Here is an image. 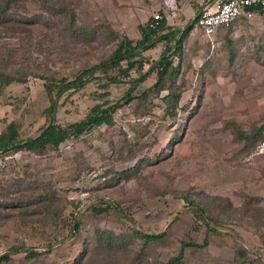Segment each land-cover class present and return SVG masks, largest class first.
I'll return each instance as SVG.
<instances>
[{
	"label": "rangeland",
	"instance_id": "rangeland-1",
	"mask_svg": "<svg viewBox=\"0 0 264 264\" xmlns=\"http://www.w3.org/2000/svg\"><path fill=\"white\" fill-rule=\"evenodd\" d=\"M5 1L10 0H0V7ZM11 1L5 18H0V71L15 67L68 81L109 58L118 36L138 40V26L149 19L147 10L154 16L164 10L170 16L186 3ZM72 11L75 26L69 21ZM249 25L233 35L247 37L251 44L248 50L246 41L240 43L233 62L223 34L209 47L199 29L190 32L189 41L199 49L187 57L177 76L175 91L181 97L175 116L166 112L162 97L167 92L151 91L156 77L150 76L138 90V95L148 91L147 97L117 110L112 125L41 155L19 150L0 156V203L20 195L13 187L17 180L28 193L36 190L35 184L52 185L57 196L49 211L40 206L0 207V258L12 253L0 264H166L182 242L203 244L205 238V248L185 251L184 264H264V155L243 158L251 152L241 150L236 133L264 124V60L250 56L252 44L264 43V23ZM161 50L141 59H159ZM141 73L131 71L132 79ZM101 76L97 73L84 88H72L58 99L55 124L78 122L96 104H113L129 89L126 82L104 89ZM43 83L30 76L26 85L16 84L0 97V131L24 113L23 139L36 137L51 122L43 113L49 105ZM105 91L109 95L99 97ZM14 96L25 99L21 108L11 104ZM185 194L204 209L201 220L184 201ZM106 207L111 210L97 212ZM75 221L79 228L73 232ZM100 231L113 232L121 241L109 245ZM138 232L166 236L147 243ZM50 241L54 247L49 250ZM16 247H22L21 252H12ZM30 251L42 254L32 258Z\"/></svg>",
	"mask_w": 264,
	"mask_h": 264
},
{
	"label": "trees",
	"instance_id": "trees-1",
	"mask_svg": "<svg viewBox=\"0 0 264 264\" xmlns=\"http://www.w3.org/2000/svg\"><path fill=\"white\" fill-rule=\"evenodd\" d=\"M3 1V0H2ZM194 2L195 0H189ZM211 0H204L205 5H207ZM5 6L0 7V15L5 18L9 6L13 1H5ZM204 7V6H203ZM201 7V9L203 8ZM64 9V7H63ZM65 10V9H64ZM62 12H65V11ZM259 12H262L261 8H257ZM199 19V18H198ZM198 19L194 20L191 25H189L185 30L184 28L171 27L168 25L167 20L162 18L160 20H155L154 15L151 16L145 25H139V34L140 37L138 40L134 41L127 35L118 36L116 40L115 49L113 50L111 56L107 59L101 60L99 63L88 67L81 71L75 78L74 81H68L67 79L57 80L53 77L39 75L34 72H22L17 70V68H12V70H2L0 71V97L6 95V91L13 87L16 84L26 85L28 83V78L33 76L42 80L43 87L45 89L46 95L49 99V105L44 110V115L48 119L54 120V114L56 111V105L58 99L65 94L70 89L81 90L85 85L96 79V74H102L101 77L104 83L101 85L102 88L106 89L112 83H121L126 82L129 85V89L126 91L125 95L119 99L117 102L110 104V101L106 100L105 102L98 103L93 106L87 116L74 123H70L66 126L55 124L48 128L50 123L45 125L39 135L33 138L23 139V133L25 128V113L24 116H20L19 119H14L10 122L5 123L0 131V156L7 154L12 151L26 150L30 153L37 155L43 154L48 148L58 149L62 144L71 140L79 139L82 136L91 133L93 130L104 126L112 125L114 122V114L117 110L123 108L124 106L132 103L137 98H146L148 91H144L142 95H138L139 86L144 83L150 76L156 77V82L151 86V91H156L158 95L162 92H167V95L163 98V101L168 106L166 112L169 115L175 116L177 112V104L179 103L181 94L175 91L176 87H179L177 84V76L180 69L186 63L187 57L191 53L199 49L197 43H191L188 46L187 40L189 38L190 31H193L197 28ZM8 21V20H7ZM71 25L75 26V14L72 11L71 18L69 19ZM245 19H239L235 23L220 28L216 34L211 38L213 42L215 37L218 35L223 38L230 46L231 55L230 61L233 62L237 56V47L239 44L246 41L247 49L249 46L247 44V37L240 36V38H235L233 35L236 32L237 27L241 22H245ZM221 31V32H219ZM111 31L110 35H112ZM204 35V32L201 31ZM223 34V35H222ZM242 38V39H241ZM92 40H96V36L92 37ZM250 41H253V37L250 38ZM264 42V41H263ZM112 43H115V40H112ZM164 43L165 48L160 54L159 59L155 61L141 59V57L149 50L154 49L158 44ZM210 47V41L207 43ZM262 44V43H261ZM249 50V49H248ZM252 57L257 60H264V43L262 45L252 44L250 50ZM16 63H9L8 67L15 66ZM3 65V62H0V66ZM148 65V70L144 71L145 66ZM232 65V64H231ZM141 71V75L138 79H132L131 71ZM126 80V81H125ZM109 95L108 91H105L103 95L99 97H107ZM5 98V97H4ZM16 96L13 97L15 99ZM26 102L25 99H15L11 104L14 108H21L23 103ZM26 108V105H24ZM27 114V111H26ZM53 116V117H52ZM47 129V130H46ZM46 130V131H45ZM45 131V132H44ZM177 135L179 136L180 133ZM237 138L241 142L243 152H253L256 146L264 141V124L261 126H255L251 131H240L236 130ZM130 172V171H129ZM21 180H17L13 187H15V194H20L18 197L7 198V203L0 205L2 208H17V209H28L29 207L40 206L46 208L48 211L54 205L57 196L55 195L52 185H49L47 188L43 187V183L35 184L34 189L30 190L20 186ZM36 185L38 187L36 188ZM50 188V189H48ZM36 191V192H35ZM11 192V190H10ZM12 194V193H11ZM184 201L188 203L189 206L194 207L192 210L195 215L201 220L202 215L205 213L202 206L191 199L188 194H185L183 197ZM111 207H106L97 210V212H107L110 211ZM47 214V213H46ZM79 228V223L75 221L72 231L75 232ZM212 229L207 227V232L210 234ZM140 237L147 241L151 242H160L164 241L166 233L162 234H144L138 232ZM100 237L104 239L109 245H118L121 241L120 236L116 235L113 232H103L100 231ZM208 239L205 238L203 244H197L193 242H182L179 248V252L170 258L166 264H184L185 251L189 248H205L208 245ZM146 244V243H144ZM47 247L52 249L54 247V242L50 241L47 244ZM145 247H142V249ZM22 247H16L12 249V252L17 253L21 252ZM26 252V251H25ZM11 252L4 254L0 258V263L9 261L11 259ZM42 252L30 251L28 256L36 258L41 255ZM250 264H259V262L252 261Z\"/></svg>",
	"mask_w": 264,
	"mask_h": 264
},
{
	"label": "built area",
	"instance_id": "built-area-1",
	"mask_svg": "<svg viewBox=\"0 0 264 264\" xmlns=\"http://www.w3.org/2000/svg\"><path fill=\"white\" fill-rule=\"evenodd\" d=\"M257 8H261L259 12ZM198 19L197 29L211 38L222 27H227L239 19L252 21L264 14V0H219L212 5H205ZM155 20L162 19L160 14L154 16ZM264 155V141L260 142L252 153L246 158L247 161Z\"/></svg>",
	"mask_w": 264,
	"mask_h": 264
},
{
	"label": "crops",
	"instance_id": "crops-1",
	"mask_svg": "<svg viewBox=\"0 0 264 264\" xmlns=\"http://www.w3.org/2000/svg\"><path fill=\"white\" fill-rule=\"evenodd\" d=\"M204 2V0H202ZM212 1V0H211ZM219 1V0H217ZM216 1V2H217ZM185 5L181 7H178V11L176 13H174L173 15L167 16V14H165V11H158L157 14H160L162 16V18H165L167 20V23L169 26L171 27H179V28H184V30L191 25V23L196 19L198 13L201 11V2L199 0H195L194 2H190L189 0H186V3H184ZM163 9V8H162ZM147 12L149 13V17L153 16L150 11L147 10ZM264 15V14H263ZM263 15H260L259 17H257L256 19L252 20V21H245V22H241L239 24V26L237 27V29H245L247 26L249 27V24H254L256 26H260L263 25L264 23V18ZM262 19V20H261ZM262 21V22H261ZM262 23V24H261ZM192 32V31H190ZM221 32V31H219ZM202 34V33H201ZM203 35V34H202ZM190 33H189V37H190ZM205 38L208 39V41H210V43H213V41L211 39H209L207 36L203 35ZM140 37V36H139ZM214 39V38H213ZM190 39L188 38L187 43H195V42H190ZM197 42V41H196ZM160 45V46H159ZM197 45L199 46V44L197 43ZM159 46V47H158ZM158 46L154 49H151L149 51L146 52V54H144L143 56L148 55L149 52L156 50L157 48H161V53L165 48V44L164 43H160L158 44ZM160 53V54H161ZM195 54L194 52L191 54V56ZM142 56V58H143ZM147 60V59H146ZM157 59H153V61H155Z\"/></svg>",
	"mask_w": 264,
	"mask_h": 264
},
{
	"label": "water",
	"instance_id": "water-1",
	"mask_svg": "<svg viewBox=\"0 0 264 264\" xmlns=\"http://www.w3.org/2000/svg\"><path fill=\"white\" fill-rule=\"evenodd\" d=\"M216 1H217V0H212V1H210L208 4H209V5H212V4L215 3ZM202 12H203V11L201 10V11L198 13V15H197V17H196L195 20H197V19L201 16ZM53 125H54V121H52V122L50 123V125H49L48 128L52 127ZM46 130H47V129H46ZM46 130H45V131H46ZM45 131H44V132H45Z\"/></svg>",
	"mask_w": 264,
	"mask_h": 264
}]
</instances>
